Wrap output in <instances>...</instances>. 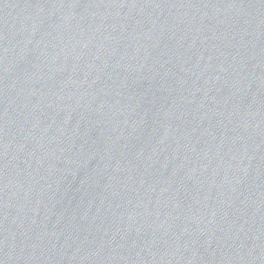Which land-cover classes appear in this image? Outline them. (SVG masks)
Masks as SVG:
<instances>
[{"label":"water","instance_id":"water-1","mask_svg":"<svg viewBox=\"0 0 264 264\" xmlns=\"http://www.w3.org/2000/svg\"><path fill=\"white\" fill-rule=\"evenodd\" d=\"M0 264H264V0H0Z\"/></svg>","mask_w":264,"mask_h":264}]
</instances>
